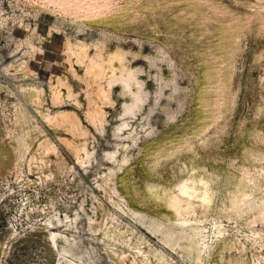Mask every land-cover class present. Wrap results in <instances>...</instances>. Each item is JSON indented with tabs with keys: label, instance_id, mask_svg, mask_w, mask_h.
<instances>
[{
	"label": "rangeland",
	"instance_id": "obj_1",
	"mask_svg": "<svg viewBox=\"0 0 264 264\" xmlns=\"http://www.w3.org/2000/svg\"><path fill=\"white\" fill-rule=\"evenodd\" d=\"M0 264H264V0H0Z\"/></svg>",
	"mask_w": 264,
	"mask_h": 264
},
{
	"label": "bare ground",
	"instance_id": "obj_2",
	"mask_svg": "<svg viewBox=\"0 0 264 264\" xmlns=\"http://www.w3.org/2000/svg\"><path fill=\"white\" fill-rule=\"evenodd\" d=\"M127 82V81H126ZM129 90H128V84L127 83H125V85H124V90H123V92L124 93H127ZM138 96V95H137ZM137 96H133V100H132V106H134L135 104V101L137 100ZM128 108H129V106H128ZM131 108V107H130ZM48 239H49V242H51V241H53V237L52 236H49L48 237ZM192 247H193V249H195L196 248V245H191Z\"/></svg>",
	"mask_w": 264,
	"mask_h": 264
}]
</instances>
